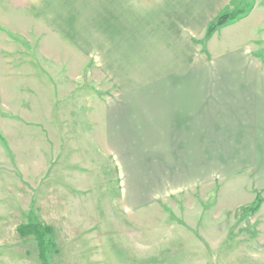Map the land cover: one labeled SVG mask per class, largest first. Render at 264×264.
Wrapping results in <instances>:
<instances>
[{"label": "rangeland", "instance_id": "obj_1", "mask_svg": "<svg viewBox=\"0 0 264 264\" xmlns=\"http://www.w3.org/2000/svg\"><path fill=\"white\" fill-rule=\"evenodd\" d=\"M234 1L228 10L252 5L246 46L201 71L245 74L264 110V0ZM45 21L0 0V264H43L17 231L32 202L54 229L48 264H264V136L214 145L212 160L164 159L111 121L132 98L116 97L102 34Z\"/></svg>", "mask_w": 264, "mask_h": 264}, {"label": "crops", "instance_id": "obj_2", "mask_svg": "<svg viewBox=\"0 0 264 264\" xmlns=\"http://www.w3.org/2000/svg\"><path fill=\"white\" fill-rule=\"evenodd\" d=\"M230 1L17 0V17H44L47 32L102 34L99 47L108 53L105 64L117 77L112 80L120 90L116 97L132 98L110 107L116 113L111 121L127 130V136L131 130L143 145H156L151 151L166 160H189L191 154L202 155L195 160H212L214 145L221 150L252 143L245 138L261 145L258 139L264 136L261 92L243 87L248 76L201 71L212 70L215 58L228 55L231 45L246 46L244 23L251 16L221 27L205 45L200 43L209 23ZM7 206L2 193L4 235ZM12 213L15 219L17 213Z\"/></svg>", "mask_w": 264, "mask_h": 264}, {"label": "trees", "instance_id": "obj_3", "mask_svg": "<svg viewBox=\"0 0 264 264\" xmlns=\"http://www.w3.org/2000/svg\"><path fill=\"white\" fill-rule=\"evenodd\" d=\"M234 0H231L230 4L234 3ZM229 4V5H230ZM229 5L224 8L208 25L205 41H207L218 29L223 26L237 22L239 19L246 17L252 10V5L249 8L237 6L233 10H228ZM31 209L28 214L27 222L21 223L17 227L19 235L22 237L34 236L39 252L40 257L43 261V264L47 263V251L49 248V236L53 234V227L43 223L38 216L33 212L34 202H32Z\"/></svg>", "mask_w": 264, "mask_h": 264}]
</instances>
